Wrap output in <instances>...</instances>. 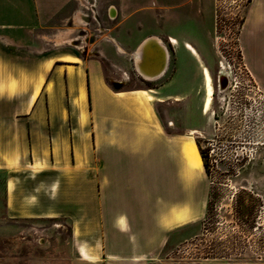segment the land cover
I'll return each instance as SVG.
<instances>
[{
	"label": "crops",
	"instance_id": "obj_1",
	"mask_svg": "<svg viewBox=\"0 0 264 264\" xmlns=\"http://www.w3.org/2000/svg\"><path fill=\"white\" fill-rule=\"evenodd\" d=\"M103 1L117 11L108 27L97 0H0L5 215L71 220L69 264H151L173 235L204 216L208 176L203 162L195 169L181 159L186 135L168 133L155 109L166 100H150L149 89L112 90L123 82L107 83L104 66L128 57L132 67L131 52L148 35L178 36L181 14L156 26L151 14L192 0ZM78 11L95 13L90 42L46 49L59 26L78 27ZM238 47L264 93V0H249Z\"/></svg>",
	"mask_w": 264,
	"mask_h": 264
},
{
	"label": "rangeland",
	"instance_id": "obj_2",
	"mask_svg": "<svg viewBox=\"0 0 264 264\" xmlns=\"http://www.w3.org/2000/svg\"><path fill=\"white\" fill-rule=\"evenodd\" d=\"M248 3L249 0H192L183 6L175 5L172 12L163 8V12L157 10L156 14H151L154 26L167 22V15L171 13L174 16L181 14L179 26L175 27L178 36H147L166 41L169 54L165 74L155 81L147 83L137 76L132 60L136 48L130 55L132 67L128 57L115 68L104 66L107 83L123 82L119 83L122 84L120 90L156 91V97L166 100L155 105L166 131L179 135L196 131L198 134L194 135V140L199 142L207 166L209 160L213 162L214 170H208L207 175L204 216L190 228L173 235L151 264H264V147L254 151L249 160L242 158V154L251 150L245 144L250 140L242 139L243 132H247L246 126L250 123L256 124L252 122L255 107L250 78L243 68L238 47ZM113 5L97 0L101 27L115 22V9L114 15L109 16ZM84 16L85 31L76 27L79 41L75 45L82 41L89 43L93 35L95 13L92 12L91 18ZM165 25L169 31L168 24ZM61 28L63 26L58 27L59 30ZM168 37L175 38L179 45L172 46L167 41ZM49 42L46 49L63 47ZM184 42L197 50L211 73L214 99L210 116L201 112L202 76L197 62L183 48ZM221 65L228 72L227 83L222 90L218 86ZM174 98L180 101L173 102ZM258 118L264 122V109ZM246 120L247 125L242 131V122ZM5 179V171H0V264H69L75 247L71 220L8 219L5 215Z\"/></svg>",
	"mask_w": 264,
	"mask_h": 264
},
{
	"label": "bare ground",
	"instance_id": "obj_3",
	"mask_svg": "<svg viewBox=\"0 0 264 264\" xmlns=\"http://www.w3.org/2000/svg\"><path fill=\"white\" fill-rule=\"evenodd\" d=\"M84 5H86L84 7H86V9L88 10L89 4H86V2L84 1ZM83 17L85 16L81 11H78L75 14L74 22L76 26L80 28L84 26V23L86 21H84ZM76 30V27H65L63 29L57 30L54 33L53 37L47 39L51 42H54V44H56L55 46L57 47L63 46L64 44L77 46L75 45V40L78 39V36L73 33L77 32ZM169 43L175 47L179 45L178 41L173 37H169ZM183 48L197 62L199 66L203 81V99L201 112L203 115L210 116L214 99V84L211 73L209 69L202 63L197 50L190 43L184 42ZM117 49L120 53L125 54V52H123L119 46L117 47ZM156 55H160L161 63L159 64L155 63ZM132 57L135 72L138 74V76H140L143 80L147 82L155 81L161 78L167 70L169 54L165 44H163V42L160 41V39L157 37L152 36L146 38V40L139 47L136 48ZM146 58H149V62L146 61ZM226 74H228L227 69L221 65L218 76L220 90H222L227 83ZM153 93H155V91H153V89H149V91L145 90L143 94L146 95L150 100H155L156 102L165 101L164 99L155 98L156 96L153 97ZM179 100V98H174V101ZM196 134H198L196 131H189L186 136H183V142L180 146V154L181 159L187 166H189L190 168L199 169L202 161L198 151V147L194 140V135Z\"/></svg>",
	"mask_w": 264,
	"mask_h": 264
},
{
	"label": "built area",
	"instance_id": "obj_4",
	"mask_svg": "<svg viewBox=\"0 0 264 264\" xmlns=\"http://www.w3.org/2000/svg\"><path fill=\"white\" fill-rule=\"evenodd\" d=\"M113 15H114L113 8H110L109 16H113ZM243 68L246 71V74L250 78L249 79V82L251 84L250 89L253 95L252 97L253 105L255 107V114L252 113V117H253L252 122H256L255 125L249 122L250 123L249 126H246L247 132H243V136H242V139L248 138L250 140L248 142H245V144L250 146L251 150L248 153L242 154V158L249 160L252 157V154L254 153V151L256 152V150L259 147H264V122L261 123L258 118V114L260 113L262 109H264V93L260 90L257 84L252 80V78L250 77V75L248 74L244 66ZM245 125H247V120L245 122H242V125H241L242 131H244ZM211 152L212 151L208 153L209 158L211 157V154H210ZM212 163H213L212 160L208 161L207 167L210 172H213L214 170Z\"/></svg>",
	"mask_w": 264,
	"mask_h": 264
},
{
	"label": "trees",
	"instance_id": "obj_5",
	"mask_svg": "<svg viewBox=\"0 0 264 264\" xmlns=\"http://www.w3.org/2000/svg\"><path fill=\"white\" fill-rule=\"evenodd\" d=\"M111 88H112V90L116 91V89H115L114 87H111ZM196 145H197V147H198V151H199V153H200V156H201V159H202V162H203V166H204L205 172H206V174L208 175V167H207V162H206L205 154H204V152L201 150L198 141H196Z\"/></svg>",
	"mask_w": 264,
	"mask_h": 264
},
{
	"label": "water",
	"instance_id": "obj_6",
	"mask_svg": "<svg viewBox=\"0 0 264 264\" xmlns=\"http://www.w3.org/2000/svg\"><path fill=\"white\" fill-rule=\"evenodd\" d=\"M146 61L149 62V58H146ZM155 63H156V64L161 63L160 55H156V57H155ZM121 85H122V84L114 83V84H113V87H114L115 89H119V88L121 87Z\"/></svg>",
	"mask_w": 264,
	"mask_h": 264
},
{
	"label": "flooded vegetation",
	"instance_id": "obj_7",
	"mask_svg": "<svg viewBox=\"0 0 264 264\" xmlns=\"http://www.w3.org/2000/svg\"><path fill=\"white\" fill-rule=\"evenodd\" d=\"M219 86V85H218ZM217 89V85H216V83H215V90Z\"/></svg>",
	"mask_w": 264,
	"mask_h": 264
}]
</instances>
